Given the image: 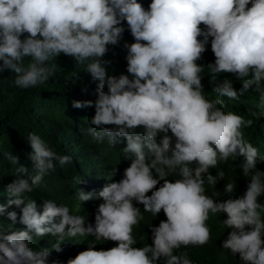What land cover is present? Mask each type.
Wrapping results in <instances>:
<instances>
[{
    "label": "clouds",
    "instance_id": "clouds-1",
    "mask_svg": "<svg viewBox=\"0 0 264 264\" xmlns=\"http://www.w3.org/2000/svg\"><path fill=\"white\" fill-rule=\"evenodd\" d=\"M124 21L135 41L124 45L128 75L108 76L102 58L108 45L122 39ZM210 37L215 61L208 69L242 82L237 90L225 78L213 91L229 100L258 93V111L251 115L264 118V0H151L147 9L138 0H0V72L13 71L14 85L27 90L56 74L52 62L59 55L72 57L98 82L95 101L73 100L72 107H94L89 134L99 143L106 139L110 149L126 140L122 151L131 159L123 178L98 194L75 193L80 202L94 195L102 199L93 224L54 200L28 198L55 170L54 162L63 167L72 159L29 133L35 174L20 165L16 179L2 185L0 215L10 223L0 230V264H63L67 255L72 256L67 264H193L187 252L174 250L210 242V213L227 214L224 250L239 254L243 264H264V203L259 199L264 171L257 168L264 155L242 130L254 120L225 112L223 99L204 95V66L197 61ZM26 58L32 60L27 66ZM5 156L18 165L13 153ZM238 157L242 162L233 166L249 181L245 193L224 201L207 195L206 185L215 188L224 178L222 170L212 175L210 169ZM170 175L179 179L172 182ZM236 189L232 181L223 187L225 193ZM135 205L155 217L163 210L166 216L149 226L151 245L134 247L133 228L144 219ZM17 223L24 227H13ZM100 240L117 246L99 250L95 241Z\"/></svg>",
    "mask_w": 264,
    "mask_h": 264
},
{
    "label": "trees",
    "instance_id": "trees-1",
    "mask_svg": "<svg viewBox=\"0 0 264 264\" xmlns=\"http://www.w3.org/2000/svg\"><path fill=\"white\" fill-rule=\"evenodd\" d=\"M138 2L147 9L151 0H138ZM122 26L125 28L122 39L117 45H108V52L102 58L108 62L104 65L108 76L128 75L126 71L127 49L124 45L135 41L126 21L122 22ZM200 27L204 28L205 26L201 24ZM27 35V33L24 34V36ZM198 39H202V37H198ZM211 39L210 37L202 59L197 61L198 64L204 66V71L201 73L204 95L209 100L223 99L226 105L225 112L234 111L246 119H253V125L242 130L245 139L256 147L261 155H264V118L256 119L251 115L252 112L258 111L259 95L255 92H248L239 100L218 97L213 91L217 82H222L225 78L230 79L237 90L241 87L242 82L236 80L232 74L214 75L208 69L207 65L215 61L214 53L211 51ZM31 62V58H26L25 66ZM52 63L56 64V74L45 84L27 90L14 85L16 73L13 71L0 72V204L6 192V188L2 185H8L16 179L18 166L23 165L29 169L31 174H35L32 161L29 158L32 149L28 143L29 133L35 132L58 155L66 154L72 159L63 167L59 165L58 161L54 162L55 170L49 171L42 184L35 187L32 193L27 194L28 198L41 203L46 199L54 200L58 205L63 204L69 207L70 214L83 215L86 220L88 219L94 224L96 209L103 202L102 199L94 195L92 199L80 202L75 198V193L80 189L86 193L98 194L108 183L123 178L124 169L130 166L131 159L125 158L122 151L126 147V140L110 149L106 139L103 143H99L89 134L88 129L92 127L90 120L95 114L94 107L86 109L72 107L73 100L95 101L96 99L98 82H92L91 75L85 71V66L76 64L72 57L64 54L59 55ZM85 87H87V92L82 91ZM104 90L105 92L108 90L106 84ZM137 131H142V129H137ZM168 134L172 135L170 131ZM159 140L160 136L157 137V142ZM5 153H13L17 156L19 158L18 165L12 164L6 158ZM242 160L243 157H238L235 161L229 159L226 163H219L217 168L210 169L212 175L222 170L224 178L217 182L215 188L206 185V194L220 201L227 200L231 196L232 198L242 196L249 181L239 168L233 166V164L241 163ZM115 168L117 175L112 177V170ZM257 168L264 171V162L258 161ZM22 178L26 179L27 174ZM168 179L174 182L179 177L170 175ZM230 181L236 182V192L225 193L224 184ZM259 199L264 203V196ZM135 206L140 207L144 219L139 226L133 228V236L136 240L134 247L151 245L149 226H158L160 221L166 220V216L163 210L155 217L151 213L143 212V205ZM6 217V214L0 215V230H5L9 226L10 222ZM262 218H264V214H262ZM225 219H227L226 213L215 215L210 213L207 221L212 232L210 242L204 246H181L180 249L174 250V254L187 252L193 264H243L239 260V254L232 256L221 247L229 231L223 225ZM13 227L23 228L24 226L17 223ZM86 237L94 239L90 236ZM95 243L99 250H109L117 246V242L110 240H100ZM70 258H72L71 255L63 256L62 259H65L63 264H67ZM161 264H163L162 261Z\"/></svg>",
    "mask_w": 264,
    "mask_h": 264
}]
</instances>
